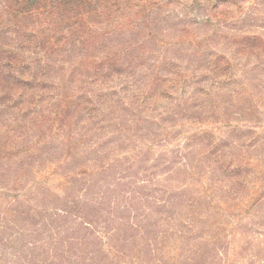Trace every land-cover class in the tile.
<instances>
[{
  "label": "rangeland",
  "instance_id": "1",
  "mask_svg": "<svg viewBox=\"0 0 264 264\" xmlns=\"http://www.w3.org/2000/svg\"><path fill=\"white\" fill-rule=\"evenodd\" d=\"M3 46L0 264H264V0H0Z\"/></svg>",
  "mask_w": 264,
  "mask_h": 264
},
{
  "label": "trees",
  "instance_id": "2",
  "mask_svg": "<svg viewBox=\"0 0 264 264\" xmlns=\"http://www.w3.org/2000/svg\"><path fill=\"white\" fill-rule=\"evenodd\" d=\"M1 51L2 56H0V74L2 77L9 76L15 79L17 77H26L27 74L29 75V72L24 70L27 67V64H25V61H21L17 57V55L15 54L16 51H14L10 47L5 46L2 47ZM36 76L37 70L30 77L34 78Z\"/></svg>",
  "mask_w": 264,
  "mask_h": 264
}]
</instances>
